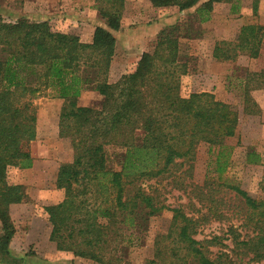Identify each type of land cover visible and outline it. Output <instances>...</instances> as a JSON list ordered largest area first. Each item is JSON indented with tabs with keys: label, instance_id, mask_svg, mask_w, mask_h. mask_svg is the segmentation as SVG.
<instances>
[{
	"label": "trees",
	"instance_id": "16d2710c",
	"mask_svg": "<svg viewBox=\"0 0 264 264\" xmlns=\"http://www.w3.org/2000/svg\"><path fill=\"white\" fill-rule=\"evenodd\" d=\"M92 1L104 25L94 29L90 43L53 29L47 21L31 22L23 17L12 23L0 21V254L8 255L14 234L9 206L26 199L21 185L7 183L6 171L31 167L29 147L36 137L31 100L46 90L51 98L63 102L58 133L70 141L73 152L72 161L61 164L56 175L55 186L63 191V199L45 208L49 240L57 251L99 264H118L114 254L116 245L124 241L123 232L138 230L167 210L172 213L170 232L163 244L155 242L151 264H235L233 257L240 260L239 255L247 253L253 262H261L264 201L251 198L224 177L231 150L225 140L235 134L237 113L208 93L179 95L180 76L188 73L179 54V25L159 31L153 49L140 56L133 71L108 83L116 44L112 32L120 30L125 0ZM199 1L149 0L155 8L173 7L177 12ZM218 3L230 4L231 13L236 14L240 0H207L196 8L195 21L207 22ZM263 42L264 28L246 25L232 45L215 47L213 57L227 61L243 53L255 58ZM261 88L264 73L245 79V113L255 106L248 90ZM85 91L102 98L98 108L78 104ZM200 143L216 152L214 176L197 188L208 190L205 195L197 192L198 201L206 197L207 212L214 216H218L219 205L233 201L249 226V235L241 241L236 229L229 227L232 255L211 251L220 245L216 237L194 238L207 215L196 214L193 208L188 212L168 208L157 190L143 186L144 182L167 180L175 169L191 170ZM108 146L124 149L119 170L107 166ZM247 161L257 165L261 158L251 152ZM221 192L226 195L219 196Z\"/></svg>",
	"mask_w": 264,
	"mask_h": 264
},
{
	"label": "rangeland",
	"instance_id": "374dc122",
	"mask_svg": "<svg viewBox=\"0 0 264 264\" xmlns=\"http://www.w3.org/2000/svg\"><path fill=\"white\" fill-rule=\"evenodd\" d=\"M206 1L200 0L194 7L177 12L173 7L155 8L149 0H125L120 30L112 32L116 44L108 83L113 84L133 71L140 56L153 49L159 31L179 25V54L188 69L187 74L180 76L179 95L208 93L237 113L235 134L225 140L231 150L224 177L251 198L264 201V88L248 90L247 95L255 106L251 113L243 111L245 79L250 74L264 73V42L255 58L243 53H236L234 59L227 61L213 57L215 47L235 42L241 27L259 25L264 28V0H240L236 14L231 13L230 4H215L209 20L198 24L194 19L195 10ZM22 17L31 22L47 21L57 31L77 35L83 43H90L94 29L104 25L92 0H0V21L12 23ZM101 100L95 92L85 91L78 104L98 108ZM31 102L36 116V137L29 147L31 167H9L6 171L7 183L21 185L26 199L9 206L14 234L8 255L0 254V264H99L57 251L49 240L51 227L45 208L62 201L63 191L55 186L56 175L61 164L72 161L73 152L70 141L59 137L58 133L62 100L51 98L48 91L42 90ZM123 152L119 147H105L109 169H120L118 161ZM215 152L214 148L200 143L195 149L191 170L175 169L167 180L144 182L143 186L157 190L159 200L168 208L180 207L184 212L193 208L196 214L207 215L194 238L203 241L216 237L220 245L212 247L211 251L216 254L222 250L232 255L234 246L229 227L240 234V241L246 240L250 232L244 214L232 201L219 205L218 216H214L207 212V198L197 199V188L202 187L205 178L214 176ZM251 152L260 156V164L248 163ZM207 191L199 193L205 195ZM223 192L219 196L226 195ZM228 198L226 196V200ZM171 216L170 211L164 210L151 217L142 228L124 231V241L116 245L114 254L118 264H151L155 242L163 244V238L170 232ZM239 257L240 260L233 257L235 264H264V260L253 262L249 253Z\"/></svg>",
	"mask_w": 264,
	"mask_h": 264
},
{
	"label": "crops",
	"instance_id": "0c3cea01",
	"mask_svg": "<svg viewBox=\"0 0 264 264\" xmlns=\"http://www.w3.org/2000/svg\"><path fill=\"white\" fill-rule=\"evenodd\" d=\"M99 26H101V27H103L102 25H99ZM98 27V26H97ZM91 42V41H90Z\"/></svg>",
	"mask_w": 264,
	"mask_h": 264
}]
</instances>
